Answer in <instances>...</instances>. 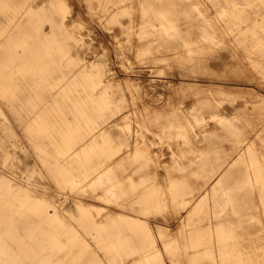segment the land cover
Returning a JSON list of instances; mask_svg holds the SVG:
<instances>
[{
	"label": "bare ground",
	"instance_id": "bare-ground-1",
	"mask_svg": "<svg viewBox=\"0 0 264 264\" xmlns=\"http://www.w3.org/2000/svg\"><path fill=\"white\" fill-rule=\"evenodd\" d=\"M222 1L216 7L220 9V29H208L205 24L195 21L168 22L170 31L179 32L178 36L187 40L186 44L177 45V51L192 55L187 58L182 56L181 66L188 61L192 68L199 66L204 69L210 65H239L246 70L245 82L260 80L264 85V0ZM40 4L38 0H0V114L4 115L0 117V164H10L6 142L16 137L12 119L23 127L24 136L58 188L76 189L84 194V185L90 184L96 190L99 188L95 187L94 180H99L100 193L89 194V200L95 202L103 196L109 204H114L116 197L121 199L128 193L126 188L122 190L123 184L119 181L131 176V173H121L123 169L116 166L122 156L121 145H131L122 128L119 132L114 130L120 126L121 119L129 117L120 103L123 98L121 83L110 77L103 63L89 62L81 56L84 35L80 27L66 21L68 6L64 1L51 0L48 7ZM189 8L181 1L179 6L168 7L163 15L168 16L174 10L178 12V17L193 18L192 14L186 13ZM151 10L148 12L154 19L156 13ZM148 25L153 29L146 31L153 34L167 31L164 30L167 26L164 22L154 21ZM180 25L188 29L178 28ZM158 26L161 29H154ZM164 39L165 46H171L167 38ZM222 39L227 44L224 51L216 46ZM196 52L201 54L196 56ZM65 66L67 69H64ZM252 72H255L254 77ZM209 85L222 92L232 89L212 82ZM201 87L198 86V89L204 90ZM261 99L264 101V98ZM207 102L208 106L201 112L221 110L220 103ZM246 107L243 105V108ZM205 117L194 118L196 122H203ZM261 119L264 118H258L259 121ZM171 120L185 124L190 122V117L177 113ZM262 123V126L254 128L255 132L233 137L232 150L221 156L220 161L216 160L218 163L209 167L206 161L210 159L205 158L209 172L202 174L200 179L197 176L188 188L150 189L139 193L143 196L145 208L151 205L149 200L153 193L160 205L172 203L174 207L181 206L178 210L175 207L177 211L173 218L157 212L152 215L160 237L170 230L171 220L184 225L185 220L190 219L191 227L182 231V246H179L185 256L200 253L214 255L216 251L228 253L227 250H232L230 254L237 257L236 264H251L243 256L250 245L243 241L255 233L264 238V153L261 155L254 147L253 140L254 137L264 140V120ZM136 131L138 134L139 130ZM185 133L180 132V135L185 136ZM138 138L137 135V143ZM104 145L116 147H110L106 153L109 155L104 157ZM97 151H102V155L94 156ZM28 153L26 150L25 154ZM245 154L244 166H236ZM77 161L80 163L78 167ZM116 170L120 173L113 177L115 180L111 183L103 181L109 171ZM175 181V178L171 179L167 185L174 186ZM153 183L147 184L153 187L156 182ZM78 205L81 207L79 215L70 213L72 221H65L55 202L32 195L27 186L13 182L12 176L0 172V264H108L97 253H93L91 258L84 257L86 252H95L97 247L108 256L110 264H126L123 257L117 258L113 252L127 247L131 253H140L138 260L141 262L156 248L154 224L141 219L140 214H146L133 198L124 199L114 206L115 209H110L120 220L112 232H108L98 220L102 209L82 201ZM213 215L215 222L212 221ZM78 232L91 236L96 246L85 237L78 238ZM112 237L124 240L119 239L120 242L114 244ZM71 249H77L78 253H70ZM44 251L50 252L41 254Z\"/></svg>",
	"mask_w": 264,
	"mask_h": 264
},
{
	"label": "rangeland",
	"instance_id": "rangeland-1",
	"mask_svg": "<svg viewBox=\"0 0 264 264\" xmlns=\"http://www.w3.org/2000/svg\"><path fill=\"white\" fill-rule=\"evenodd\" d=\"M62 1L68 6L66 21L80 27L81 34L84 35L81 56L89 62L97 61L103 63L110 77H114L115 81L121 83L120 91L123 98L120 103L123 106V111H127L129 117L121 119L120 126L118 125L114 130L119 132L121 131L120 128H122L126 132V136L130 138L131 145H121V148H123L122 156L116 166L118 169L123 170L109 171L103 181L111 183L115 180L116 173L119 174L122 171L131 173V176L123 177L119 181V183L123 184L122 190L126 188L128 193L121 199L116 197L117 201L113 200L116 202L114 205L109 204L103 196L98 197L95 202L89 200V194L100 193L98 192V190H101L99 187L101 181L99 180H94L95 187L99 189L95 190L90 184H86L83 186L84 190L82 192L84 194L78 193L76 189L58 188L30 142L24 136L23 127L12 119V127L15 130L16 137L6 142L10 164H0V172L12 176L13 182H19L27 186L32 195L55 202L59 207L60 215L65 221H72L69 217L70 213L79 215L81 207L78 202L81 201L102 209V214L99 215L100 219L98 218V220L105 225L108 232H112V229L118 226L120 222L116 212L110 211V209H115L114 206L124 199L133 198L136 200L138 207L146 214H140L141 219L144 218L154 224L150 223L156 235V248L152 249L153 252L151 250L149 256L142 259L141 262L138 260L140 253H131L127 247H122L119 252H113L117 258L123 257L126 260V264H236L237 257L230 254L232 250H227L228 253L216 251L214 255L200 253L194 256H185L179 246H182V231L191 227L189 225L190 219L185 220L184 225H180L176 220H171L170 230L165 231L163 237H160L155 225L156 220L152 215L157 212L159 215L173 218V214L181 206H175L177 207L176 210L172 203L167 206L160 205L155 201L153 193L152 198L149 200L151 205L145 208L146 204L143 202V196L139 195L143 190L163 189L166 191L188 188L196 180L197 176H199L197 179L202 178L201 175L208 173L209 171L207 172V170L212 164L218 163L219 159L222 158L221 156H225L226 153L232 150L231 139L233 137L246 136L249 132H255L254 128L263 125L262 121L264 119L258 120V118H264V101L261 99L264 98V85L260 80H257V82H245L246 70H242L239 65H222L218 67L210 65L207 69H204L199 66L192 68L190 61H188L183 65L185 70L181 66L184 60L181 57L187 58L192 55L188 52L181 54L177 51L179 45L186 44L187 40L179 37V32L170 31L168 22L195 21L205 24L204 27L208 29H220L218 21L222 20L219 17L220 9L218 10L216 7L223 1ZM181 1L188 8L190 7L186 13L192 14L193 18L183 17L182 15H180L182 17H178L176 16L178 12L174 10H171L172 14L168 13V16L163 15L168 7L179 6ZM50 2L51 0H38V3H41L39 6L48 7ZM150 9L156 13L154 19L150 16L151 12H148ZM172 19L174 20L172 21ZM154 21L166 23L167 26L164 29H167L166 33L153 34L152 32H147L146 30L151 31L153 29L151 26L149 27L148 23ZM143 22H145L144 25L142 24ZM184 27L186 26H178L181 29H188ZM46 28L49 29L48 27ZM123 29L125 31H122ZM154 29H161V26ZM174 33L177 34L174 35ZM164 38H167V43L171 46H165ZM177 40L178 43H176ZM224 45H227L224 39L216 44L221 51H224ZM200 54L196 52V56ZM187 65L189 66L187 67ZM64 69H67V67L65 66ZM252 73L254 77L255 72ZM130 82L133 84H127ZM211 82L230 86L232 89H230V92H222L216 87H211L209 85ZM195 84L199 87L202 86L201 88H204V90H199L198 86L193 87ZM205 87L208 88L206 89ZM244 87L252 89H240ZM115 88L117 87H113V89ZM113 89L109 88L110 91ZM257 92H260L261 95ZM208 100H212L216 104L220 103L221 110L207 112V109L201 112L202 108L208 106ZM243 105L247 107L243 108ZM203 112L205 113L202 115ZM211 112H221L223 114L211 115ZM177 113H184V117H190V122L182 124L180 121L171 120V118L177 116ZM3 116L0 114V117ZM195 116L206 117L203 122H196ZM136 129L139 130L138 134ZM180 132L181 134L187 132V134L185 133V136H181ZM0 133L2 134L1 130ZM137 135L139 136L138 143L135 141ZM253 140L255 142L254 147L263 155V138L254 137ZM110 147L115 148L116 146L104 145L102 147L104 149V157L109 155L106 153ZM26 150L29 151L28 155L25 154ZM174 152H176V155H174ZM101 155L102 151L94 153L96 157ZM246 157L247 154H245L243 159L240 158L242 160H238L239 162H236V166H244ZM205 158L207 160L210 159L209 161L213 159V161L210 163L204 160ZM216 160L219 161L217 162ZM205 161L209 167H207ZM195 163H198L196 167ZM79 164L77 161V167ZM173 166L175 167L173 168ZM125 167L126 170H124ZM198 168L205 169V171L202 172ZM77 172H79V169H77ZM174 178L176 180L175 185H167V182ZM151 181L156 182V184L153 183V187L147 184ZM209 196L213 201V195L210 193ZM212 219L213 222L216 221L215 215H213ZM245 223L251 225L249 221ZM79 233L78 238L85 237L91 241L92 245L96 246L91 236ZM260 235L255 233L243 241L244 244L250 245L249 251L245 250L243 256L251 264L255 262L264 263V238L260 237ZM119 239L112 237L111 241L114 244H118L120 240H124ZM96 249L95 252H86L84 257L91 258L93 253H97L99 257L105 258L107 263L110 264L104 251L98 249V247ZM48 252L50 251H44L41 254ZM69 252L75 253L77 249H71Z\"/></svg>",
	"mask_w": 264,
	"mask_h": 264
}]
</instances>
